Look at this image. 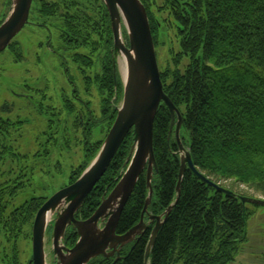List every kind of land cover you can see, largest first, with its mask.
Here are the masks:
<instances>
[{"label":"trees","instance_id":"16d2710c","mask_svg":"<svg viewBox=\"0 0 264 264\" xmlns=\"http://www.w3.org/2000/svg\"><path fill=\"white\" fill-rule=\"evenodd\" d=\"M142 1L147 8L156 50L161 46V21L178 38L177 50L170 46V60L160 71L165 92L183 115L182 142L202 173L234 192L228 195L217 190L187 167L180 197L160 228L150 264H231L248 240L247 227L253 207L262 206L244 203L238 195L256 197L236 188L245 184L264 197V0ZM95 3L96 11H88L76 0H35L33 18L49 24L52 34L53 30L57 32L59 45H63L58 51L68 54V59L78 66L87 89L95 85L102 95L99 120L87 102L73 97L77 95L74 91L72 96L63 99L62 105L49 107L53 112L48 127L56 125V118L73 116L77 131L82 127L87 131L102 121L107 125L106 137L123 97V81L117 69L114 70L110 15L102 0ZM7 50L16 62L24 57L17 40ZM43 103L39 107L42 112ZM171 119L169 107L162 102L154 122L157 167L149 206L152 214L163 213L177 199L181 161L176 125L170 134ZM17 122L21 121L0 116V259L3 264H31L30 260H22L20 241L31 238L35 215L48 198L36 192L26 195L32 186L35 166L21 165L14 159H36L50 153L48 150L42 153L40 149L23 153L15 149L10 139L16 133ZM105 137L87 141L85 160L72 171L70 184L94 159ZM133 142L131 131L77 211L78 219L89 218L103 197L116 186L126 169ZM148 193L145 171L123 210L116 229L118 234L126 233L140 222ZM20 196L24 199L17 203ZM154 225L155 221L151 222L143 234L125 245L114 264H146V248ZM77 240L76 229H68L64 243L74 246ZM115 258L98 256L88 264H113Z\"/></svg>","mask_w":264,"mask_h":264},{"label":"water","instance_id":"95a60500","mask_svg":"<svg viewBox=\"0 0 264 264\" xmlns=\"http://www.w3.org/2000/svg\"><path fill=\"white\" fill-rule=\"evenodd\" d=\"M102 1L111 20L114 70L118 66V56L124 55L126 58L127 75L122 79L123 97L118 106L115 121L94 159L73 183L55 192L38 210L33 225L32 264H48L46 242L50 224L52 225L51 249L55 264H88L98 256H116L114 264L121 257L122 248L136 240L149 224L155 221L145 254V263L150 264L152 249L160 228L180 197L181 183L187 167L203 182L225 194H234L202 173L194 164L189 148L182 142L180 131L183 115L164 90L150 19L143 1ZM32 5L33 0L11 1L9 11L0 24V53L8 48L29 22ZM123 28H125L127 40L124 39ZM162 102L171 112L170 133L176 125L181 170L176 201L163 213L152 214L149 212V206L154 192L152 185L154 168L157 167L154 151V122ZM131 131H133L134 142L126 160V169L118 183L107 196L103 197L101 204L89 218L78 219L77 211L104 176ZM145 171L149 193L141 220L126 233L118 234L116 229L123 210ZM238 197L244 203L254 202L264 206V199L246 198L242 195ZM69 226L76 229L78 235V240L72 247H67L64 243Z\"/></svg>","mask_w":264,"mask_h":264},{"label":"rangeland","instance_id":"374dc122","mask_svg":"<svg viewBox=\"0 0 264 264\" xmlns=\"http://www.w3.org/2000/svg\"><path fill=\"white\" fill-rule=\"evenodd\" d=\"M76 1L85 5L88 11H96L95 0ZM7 2L8 0H0V19L5 11L9 10ZM123 29L124 39L127 40L125 28ZM160 32L161 46L156 52L161 68L170 60V46L177 50L178 38L175 31L167 30L162 21ZM52 36L51 43L58 46L60 41L55 30ZM46 38L47 33L42 29L26 25L17 36L23 45V59L16 62L14 55L8 50L0 53V116L21 121L15 124L16 133H13L10 139L15 149L23 153H33L39 149L42 153L46 150L50 153L42 154L36 159L34 157L14 159L21 165L35 166L32 186L28 188L26 195L30 196L36 192L45 194L49 198L70 184L72 171L85 160L87 141L95 142L105 137L107 125L99 121L87 131L83 127L77 131L73 126L74 117L67 118L64 115L61 116V120L56 118V125L53 128L48 127L53 112L49 107L62 105L63 99L68 95L72 96L73 90L88 103L96 119L99 120L102 95L95 85L87 89L78 66L68 59V54H53L48 51L47 46L40 45L41 41L45 43ZM120 57L121 55L117 58V72L123 79ZM42 96L43 112L39 108ZM237 187L236 189L241 192H248L256 198H264L245 184H239ZM23 199L24 197L20 196L17 203ZM253 211L248 221V240L242 244L236 260L231 264H264V206L253 207ZM50 235L51 232L47 231L48 264H55ZM20 246L22 260L25 262L30 260L33 255L32 236L22 239ZM0 257L2 258V255ZM0 264H3L1 259Z\"/></svg>","mask_w":264,"mask_h":264},{"label":"flooded vegetation","instance_id":"af4514ba","mask_svg":"<svg viewBox=\"0 0 264 264\" xmlns=\"http://www.w3.org/2000/svg\"><path fill=\"white\" fill-rule=\"evenodd\" d=\"M9 1V0H8ZM11 1L12 0H10V4H9V6H8V9L10 8V5H11ZM34 2H35V0H33V5H34ZM33 5H32V8H31V11H30V16H29V22L26 24V25H30V26H32V27H36V28H38V29H42L43 31H44V33H47V38H46V41H45V43L44 42H40V45H42V46H47V49H48V51L50 52V53H53V54H57V55H59V54H62V52H60V51H58V47L60 46V47H62L63 45H62V43L59 45V43H58V46H56L54 43H51V40H52V38H53V36H52V30L49 28L50 27V25L49 24H47V23H44V24H42L43 22H41V21H36L33 17H34V14H33ZM9 11V10H8ZM8 11L6 12V15H7V13H8ZM6 17V16H5ZM25 25V26H26ZM18 36V35H17ZM17 36L13 39V41H15V40H17V41H19L18 39H17ZM49 36V37H48ZM12 41V42H13ZM20 42V41H19ZM21 43V42H20ZM10 45V44H9ZM23 46V45H22ZM9 47V46H8ZM7 50V49H6ZM24 51V50H23ZM24 53V52H23ZM74 91L75 90H73V92L72 93H74ZM75 98L78 100V101H82L83 103H86V101L82 98V97H80L79 95H75ZM41 104L43 103V101L42 102H40ZM40 209V208H39ZM36 216V215H35ZM34 220H35V218H34ZM33 225H34V221H33ZM33 225H32V234H33ZM70 228H72V226H69L68 227V229H70ZM67 229V230H68ZM47 231L50 233L51 231H52V225L50 224L49 226H48V229H47ZM49 238H50V236H49ZM49 241V239L47 238V242ZM67 247H72V246H67ZM32 259V258H31ZM31 259H30V263H31ZM32 264V263H31Z\"/></svg>","mask_w":264,"mask_h":264},{"label":"bare ground","instance_id":"6f19581e","mask_svg":"<svg viewBox=\"0 0 264 264\" xmlns=\"http://www.w3.org/2000/svg\"><path fill=\"white\" fill-rule=\"evenodd\" d=\"M119 63H120V67H121V70H122V73H123V77L125 78L126 75H127V63H126V58L124 55H121L120 57V60H119ZM171 122H172V119H171ZM171 127V125H170ZM171 134V133H170ZM100 181V180H99ZM98 181V182H99ZM219 184V183H218ZM220 185V184H219ZM154 193V192H153ZM258 199H264V198H258Z\"/></svg>","mask_w":264,"mask_h":264}]
</instances>
